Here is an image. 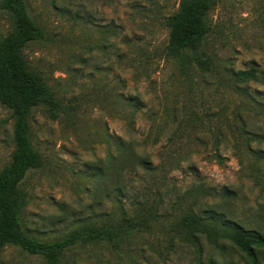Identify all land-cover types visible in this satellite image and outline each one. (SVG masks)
Listing matches in <instances>:
<instances>
[{"label": "rangeland", "instance_id": "374dc122", "mask_svg": "<svg viewBox=\"0 0 264 264\" xmlns=\"http://www.w3.org/2000/svg\"><path fill=\"white\" fill-rule=\"evenodd\" d=\"M26 1L44 38L26 46L25 59L63 106L56 115L46 106L35 107L30 115L32 140L43 166L29 172L22 184L29 194L23 212L29 234L59 238L109 210L114 205L106 194L110 170L120 163L110 155L118 156L123 140L145 142L150 118L158 120L165 109L177 114L178 121L164 129L158 144L147 145V152L156 162L166 148L182 152L183 168L173 173L177 194L200 183L219 191L228 187L235 191L234 197L208 198L207 204L264 233V159L250 154L244 139L230 134L225 125L234 120L242 97L214 75H181L166 55L167 18L180 10L183 0ZM207 21L208 54L236 71L254 65L264 73V0H217ZM12 28V17L0 9V40ZM248 85L264 103V83ZM126 97L144 104L135 114V132L124 119L134 112ZM242 114L249 130L264 133V110ZM178 125L181 131L171 142ZM251 147L264 151V142H252ZM216 148L221 163L212 158ZM14 149V120L0 101V172L10 165ZM99 167L105 168V176ZM167 239L166 234L147 235L118 251L89 245L70 251L66 260L67 264H198L187 246L176 243V250L169 252ZM204 248L205 264L212 259L215 264H252L233 243L225 241L220 247L204 243ZM258 251L259 264H264V248ZM0 264L47 263L39 255L7 246Z\"/></svg>", "mask_w": 264, "mask_h": 264}, {"label": "trees", "instance_id": "16d2710c", "mask_svg": "<svg viewBox=\"0 0 264 264\" xmlns=\"http://www.w3.org/2000/svg\"><path fill=\"white\" fill-rule=\"evenodd\" d=\"M216 2L183 0L180 10L167 18L170 35L166 55L176 63L181 75L187 78L194 73L214 75L220 84H226L242 97L234 120L225 125L230 134L244 139L250 154L264 159L263 150L251 147L252 142H264V133L249 130L242 114L264 110V103L253 95L248 85L264 83V73L254 65L236 71L207 53L206 40L211 32L207 14ZM0 9L13 20L12 30L0 40V101L11 110L15 142L10 165L0 172V254L7 246H16L43 257L47 264H67L68 253L77 248L97 245L118 251L135 240L161 233L168 237L165 248L169 252L176 250V243L187 246L198 264H205L204 243L220 247L225 241L236 245L252 264H259L258 250L264 248V233L246 228L218 206L206 202L217 196L232 198L235 191L228 187L219 191L200 183L179 195L173 173L183 168L182 152L166 148L158 162L147 152V145L158 144L164 129L178 121L177 114L166 109L158 120L150 118L151 131L145 142L137 144L134 138L123 140L118 156L110 155L112 161L119 158L120 163L110 170L111 184L106 194L114 205L109 210L86 219L59 238L41 239L29 234L23 216L29 194L22 184L29 172L43 166L42 154L32 140L30 115L38 106H46L56 115L63 106L25 59L26 46L44 38L27 1L1 0ZM124 101L134 109L124 119L127 128L135 132V114L144 104L135 98L126 97ZM180 131L178 125L169 141H176ZM212 158L222 162L218 148L212 151ZM99 168L100 175L105 176V168ZM210 263L215 264V260Z\"/></svg>", "mask_w": 264, "mask_h": 264}]
</instances>
